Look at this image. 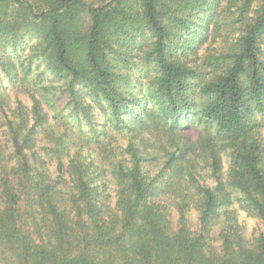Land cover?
<instances>
[{
	"label": "trees",
	"instance_id": "1",
	"mask_svg": "<svg viewBox=\"0 0 264 264\" xmlns=\"http://www.w3.org/2000/svg\"><path fill=\"white\" fill-rule=\"evenodd\" d=\"M0 264H264V0H0Z\"/></svg>",
	"mask_w": 264,
	"mask_h": 264
},
{
	"label": "rangeland",
	"instance_id": "2",
	"mask_svg": "<svg viewBox=\"0 0 264 264\" xmlns=\"http://www.w3.org/2000/svg\"><path fill=\"white\" fill-rule=\"evenodd\" d=\"M207 46V44L203 47V49L200 50V54H203V51H204V48ZM214 46H216V44H214ZM141 68L140 66H138V68L136 69V75L138 76H141ZM153 73V72H152ZM195 121V120H193ZM184 134L192 139H196L198 137V134H199V125L198 123H192L191 125L185 127L184 129ZM126 135L125 134H122V135H119L118 136V141L120 143V145L122 146H125L127 143H126ZM244 220L246 222V225L249 229V232L250 230L252 231V229L256 228V222L254 219H252L251 217H247V216H244Z\"/></svg>",
	"mask_w": 264,
	"mask_h": 264
}]
</instances>
